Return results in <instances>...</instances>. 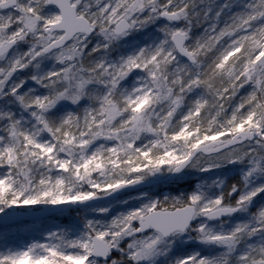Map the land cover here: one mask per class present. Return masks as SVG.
I'll return each instance as SVG.
<instances>
[{"label":"snow or ice","instance_id":"6c2138e0","mask_svg":"<svg viewBox=\"0 0 264 264\" xmlns=\"http://www.w3.org/2000/svg\"><path fill=\"white\" fill-rule=\"evenodd\" d=\"M211 2L0 0V264H155L180 238L213 251L172 264H264V0L223 19L232 0ZM149 25L144 43L125 41ZM117 48L130 50L110 58ZM62 101L76 110L54 111ZM186 169L235 179L148 188ZM134 187L120 210L21 219Z\"/></svg>","mask_w":264,"mask_h":264},{"label":"trees","instance_id":"16d2710c","mask_svg":"<svg viewBox=\"0 0 264 264\" xmlns=\"http://www.w3.org/2000/svg\"><path fill=\"white\" fill-rule=\"evenodd\" d=\"M246 2H247V0H232V6L230 8H225L224 9V13H223V16L221 17V19H223L226 16H230L232 14V12L237 11L239 8H242L243 4L246 3ZM223 3H224V0H212V2L209 3L208 6L212 8L213 12H215L216 9ZM200 7H204V5H201ZM196 31H199V29H196ZM144 34H145V32L142 33L141 35L136 36V37L133 35L128 40V42L131 43V42H133L135 40H140L141 43H142ZM134 79H135V74H130V76L128 78V81H132ZM125 83L127 84V82H125ZM27 86L36 87L34 85V82H28L26 84V87ZM39 91L43 92L44 90L43 89H39ZM82 103H84V102H82ZM69 110L75 111L76 107L71 105V104H69V103H64V104H60L59 103L56 106V108L54 109V111H56L57 113H60V114H62L65 111H69ZM216 171H217V173H215V174H218L219 176H223V175H226L228 173L227 172L228 169H226V170L219 169V170H216ZM215 174L211 173V172H208V173L202 174L200 180L199 179H193V180H185V181H182V182L178 180L177 182L171 183L169 185H160L159 187H152V188H149V189L151 190V193H155V194L172 193V194L175 195V194H177L180 191H184L186 188L195 187V185L198 182L204 181V178L212 179L213 177H215L214 176ZM209 184H211V183H207V180H206V182H204V186L205 187H207ZM209 191L210 192H215V188L214 187L213 188H209ZM261 199H264V193L260 194V196H258L256 198L257 202H259ZM51 217H54V215L51 216ZM51 217L40 218V221H43L45 219H49ZM231 218H235V217H231ZM226 219H228V218H226ZM30 221L31 220L24 221V222L28 223ZM194 251H199L203 255V254H207V253L213 251V249L211 247L207 246V245H204V244L200 243L199 241L189 242V243H185V245L176 246L174 249L170 250L167 254H165V258L168 255H172L176 259L179 256L186 255V254H189V253L194 252Z\"/></svg>","mask_w":264,"mask_h":264},{"label":"rangeland","instance_id":"374dc122","mask_svg":"<svg viewBox=\"0 0 264 264\" xmlns=\"http://www.w3.org/2000/svg\"><path fill=\"white\" fill-rule=\"evenodd\" d=\"M156 27H157V25H149L147 28L141 30L138 33L130 34L129 37L125 38V41L128 42V40L133 35L136 37L138 35H141L144 32L145 33L154 32ZM144 42L145 41L143 40L142 43H144ZM128 50L129 49H127V48H117L116 50L110 52L108 55H109L110 58L114 59L119 54H121L122 52H127ZM43 67L45 69L51 68L52 67V61L51 60L44 61L43 62ZM31 71H32V69L29 68V69L25 70L24 72L20 73V75L23 76V75L30 74ZM28 82H32V81L29 80ZM64 103H68V102H63V101L60 102V104H64ZM228 168H231V165H229ZM216 170H219V169H213L210 172L215 174V173H217ZM222 170H226V169H222ZM227 172L228 173L226 175H223L222 177H226L229 181L235 179V176L233 175L232 172H230V171H227ZM186 173H187V175L183 179L180 180L181 182L185 181V180H193V179H199L200 180L202 174H204V173H198L196 170H193V169H187ZM214 176L215 177H213L212 179H207V183H211V181L213 179H215L216 176H218V174H215ZM138 193H127V195L119 197V199H117V201H114V202H111V203H106L105 205H101V206H107V205L111 204L113 206V208H116L117 210H120V204H121L122 201L128 200L129 201V205H131V204L134 203V201H132L129 198L137 196ZM40 206H43V205H34V206H25V207H27L28 209H36V208H40ZM93 208L94 207H92V208H84L83 210H75V211H73V213H66V214H62V215H59V216H54V217H51L49 219H45L42 222L46 226H49V227H55L57 224H67L69 221L78 219L81 214H87L89 217L95 215V213L92 211ZM233 217H235V218L226 219L228 222L224 225L225 228L230 227L232 225V223H234L238 219H247L246 215L239 214V213L234 215ZM189 242H196V240H194V239L193 240H185L183 238L177 239L176 242L172 245L171 250L174 249L178 245H185V243H189ZM174 260H175V257L172 256V255H168L166 258H165V255L164 256L160 255L158 257V259H156L155 264H172V262H174Z\"/></svg>","mask_w":264,"mask_h":264},{"label":"water","instance_id":"95a60500","mask_svg":"<svg viewBox=\"0 0 264 264\" xmlns=\"http://www.w3.org/2000/svg\"><path fill=\"white\" fill-rule=\"evenodd\" d=\"M172 182H175V181L171 180L169 178L168 174H165V175H162L159 178H157L155 181H152L148 185V188H150V187H158L160 185H165V184H171ZM142 190H144V189H142L140 187H134V188H131V189H128V190H124V191H122L120 193L113 194L112 196L103 197V198H101L99 200H96V201L87 202L83 206H76V205H57V206L43 205V206H40V208L29 209L28 211L24 212L22 214L21 219L23 221H29V220H32V219H39L40 220V218H47V217H51L53 215H59V214H62V213H69V212H73V211L78 210V209H84V208H88V207L92 208V207H95V206L105 205L106 203L117 201V199H119V197H121V196H123V195H125L127 193H135V192L142 191ZM224 218H226V217H224Z\"/></svg>","mask_w":264,"mask_h":264}]
</instances>
